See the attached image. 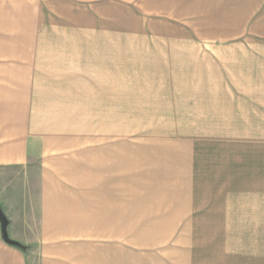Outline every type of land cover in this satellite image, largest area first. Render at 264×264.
I'll return each mask as SVG.
<instances>
[{"label":"crops","instance_id":"crops-1","mask_svg":"<svg viewBox=\"0 0 264 264\" xmlns=\"http://www.w3.org/2000/svg\"><path fill=\"white\" fill-rule=\"evenodd\" d=\"M198 2L206 25L264 27V0ZM128 4L166 17L191 8L0 0V264H210L186 258L205 242L264 251V187L127 184L126 78L93 20Z\"/></svg>","mask_w":264,"mask_h":264},{"label":"rangeland","instance_id":"rangeland-1","mask_svg":"<svg viewBox=\"0 0 264 264\" xmlns=\"http://www.w3.org/2000/svg\"><path fill=\"white\" fill-rule=\"evenodd\" d=\"M198 5L181 17L97 9L93 24L110 32L94 36L110 43L112 69L126 78L127 184L264 187V33L243 30L264 27L206 25ZM216 244L186 258L264 264V251L246 243Z\"/></svg>","mask_w":264,"mask_h":264},{"label":"water","instance_id":"water-1","mask_svg":"<svg viewBox=\"0 0 264 264\" xmlns=\"http://www.w3.org/2000/svg\"><path fill=\"white\" fill-rule=\"evenodd\" d=\"M0 220L2 222L3 230L6 233L7 217H6L5 213H4V211L2 210L1 206H0Z\"/></svg>","mask_w":264,"mask_h":264},{"label":"trees","instance_id":"trees-1","mask_svg":"<svg viewBox=\"0 0 264 264\" xmlns=\"http://www.w3.org/2000/svg\"><path fill=\"white\" fill-rule=\"evenodd\" d=\"M6 239L11 243L18 244L17 241L10 239L8 236L6 237Z\"/></svg>","mask_w":264,"mask_h":264}]
</instances>
